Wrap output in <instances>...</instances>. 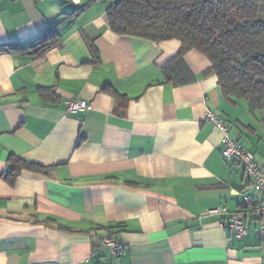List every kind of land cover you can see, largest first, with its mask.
<instances>
[{"label":"crops","instance_id":"crops-1","mask_svg":"<svg viewBox=\"0 0 264 264\" xmlns=\"http://www.w3.org/2000/svg\"><path fill=\"white\" fill-rule=\"evenodd\" d=\"M114 4L0 0V264H264L258 224L246 218L237 239L226 217L206 215L241 214L252 192L207 110L264 168V109L226 99L195 50L183 58L192 77L166 81L181 42L115 34ZM51 25L52 48H19ZM70 99L89 109L68 113ZM10 157L45 173L22 170L10 184ZM107 239L124 250L113 254Z\"/></svg>","mask_w":264,"mask_h":264},{"label":"trees","instance_id":"trees-1","mask_svg":"<svg viewBox=\"0 0 264 264\" xmlns=\"http://www.w3.org/2000/svg\"><path fill=\"white\" fill-rule=\"evenodd\" d=\"M111 1L115 4L106 13V19L115 34L155 43L181 42L177 56L164 67L166 81L180 84L175 82L178 76L192 77L183 58L195 50L210 61L208 72L217 76L226 99L245 101L252 111L264 109V0ZM58 26L51 25L42 39L19 48L30 47L34 52L52 48L59 41ZM93 54L99 58L95 48ZM106 89L112 91L110 87ZM40 93L47 96L49 90L41 89ZM113 95L125 97L116 91ZM9 163L10 184H14L22 170H46L15 157H10Z\"/></svg>","mask_w":264,"mask_h":264},{"label":"built area","instance_id":"built-area-1","mask_svg":"<svg viewBox=\"0 0 264 264\" xmlns=\"http://www.w3.org/2000/svg\"><path fill=\"white\" fill-rule=\"evenodd\" d=\"M65 104L66 110L70 114L89 109V103L85 100L70 99ZM206 121L217 126L223 133V158L227 161L243 165L252 186V192L245 194L243 197L241 211L243 217L240 213L230 212L226 206L210 209L206 212V215L226 217V221L222 227L232 231L234 237L237 239H245L248 236L249 229L245 218H251L258 224L257 236L264 241V168L258 165L254 154L250 150L246 149L238 141L230 138L228 126L222 121L218 113L208 109ZM104 244L111 248L113 254H118L124 250V246L121 243L112 240L107 239L104 241Z\"/></svg>","mask_w":264,"mask_h":264},{"label":"rangeland","instance_id":"rangeland-1","mask_svg":"<svg viewBox=\"0 0 264 264\" xmlns=\"http://www.w3.org/2000/svg\"><path fill=\"white\" fill-rule=\"evenodd\" d=\"M240 103H243V102H240ZM245 103V102H244Z\"/></svg>","mask_w":264,"mask_h":264}]
</instances>
